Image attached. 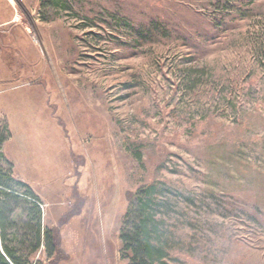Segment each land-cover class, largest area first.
Masks as SVG:
<instances>
[{"label": "rangeland", "instance_id": "rangeland-1", "mask_svg": "<svg viewBox=\"0 0 264 264\" xmlns=\"http://www.w3.org/2000/svg\"><path fill=\"white\" fill-rule=\"evenodd\" d=\"M3 1L1 150L59 241L35 264H127L154 181L155 264H264V0Z\"/></svg>", "mask_w": 264, "mask_h": 264}, {"label": "trees", "instance_id": "trees-1", "mask_svg": "<svg viewBox=\"0 0 264 264\" xmlns=\"http://www.w3.org/2000/svg\"><path fill=\"white\" fill-rule=\"evenodd\" d=\"M11 136L8 124L0 120V264H35L42 248L52 257L59 250L54 228L44 225V201L35 189L16 175L14 162L1 150ZM159 182L138 188L122 218L119 236L127 264H155L165 255Z\"/></svg>", "mask_w": 264, "mask_h": 264}, {"label": "crops", "instance_id": "crops-1", "mask_svg": "<svg viewBox=\"0 0 264 264\" xmlns=\"http://www.w3.org/2000/svg\"><path fill=\"white\" fill-rule=\"evenodd\" d=\"M4 1L8 2L7 0H4ZM7 5L10 7L9 3ZM11 22H14L13 24H11L13 27L11 28L9 26L5 28V26H7ZM19 30H20V33L25 32V30L21 26H19L17 21H15L14 15L13 14L10 15L8 12L1 11L0 12V49H1V45L5 44L6 42L16 40L15 38L17 36L19 38ZM11 37H13V39H11ZM0 53H1V50H0ZM1 61L3 63L4 59H1Z\"/></svg>", "mask_w": 264, "mask_h": 264}]
</instances>
